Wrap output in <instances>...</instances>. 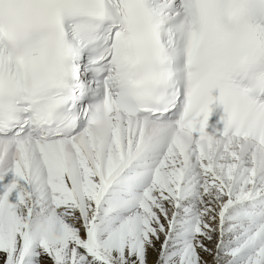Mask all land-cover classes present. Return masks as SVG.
<instances>
[{
    "label": "snow or ice",
    "instance_id": "6c2138e0",
    "mask_svg": "<svg viewBox=\"0 0 264 264\" xmlns=\"http://www.w3.org/2000/svg\"><path fill=\"white\" fill-rule=\"evenodd\" d=\"M0 264H264V0H0Z\"/></svg>",
    "mask_w": 264,
    "mask_h": 264
}]
</instances>
